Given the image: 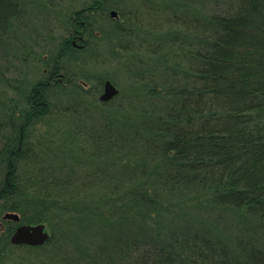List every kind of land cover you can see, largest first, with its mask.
Masks as SVG:
<instances>
[{
	"label": "trees",
	"instance_id": "1",
	"mask_svg": "<svg viewBox=\"0 0 264 264\" xmlns=\"http://www.w3.org/2000/svg\"><path fill=\"white\" fill-rule=\"evenodd\" d=\"M108 1L92 0L61 21L60 49L44 79L26 93L17 88L21 100L2 118L0 218H25V203L37 224L56 214L80 233L96 228L102 238L91 243L92 257L62 235L55 248L57 236L27 246H52L64 264H264V0H233L201 14L157 12L177 32L152 49L165 57L155 64L146 39L133 32L139 11L124 16L119 7V25L106 31L93 24ZM30 2L0 0V62L17 46ZM114 33L119 43L105 55L99 42ZM71 51L89 52L83 65L119 63L133 89L101 102L106 81L63 63ZM56 89H71L73 97L61 100ZM140 98L147 102L136 103ZM117 100L119 116L112 110ZM73 119L80 151L95 159L119 154L112 168L119 173L53 162L49 145L33 146L32 127ZM4 220L0 244L15 247L20 223ZM103 236L109 239L101 242Z\"/></svg>",
	"mask_w": 264,
	"mask_h": 264
},
{
	"label": "rangeland",
	"instance_id": "2",
	"mask_svg": "<svg viewBox=\"0 0 264 264\" xmlns=\"http://www.w3.org/2000/svg\"><path fill=\"white\" fill-rule=\"evenodd\" d=\"M233 0H109L106 8L103 11L94 13L96 14L93 20V24L99 30L106 31L111 26H118L119 19L121 20V12L119 7L125 16L126 14H134L135 11H139L140 20H138L139 26L134 28V31L140 39H146L145 43L150 45L149 51L152 54V49L155 47H162L166 45L167 34L173 33L177 30H172L170 26L163 25L161 23V17L157 15V12L170 13L171 10L179 12L181 15H190L193 13L201 14L204 12H213L222 10L227 7ZM92 0H31L28 5V11L24 16V20L18 29L17 46H14L13 51H9L7 55L0 62V123L3 116L10 112L21 100V92H28L29 89L44 79L45 74L51 63L53 62L57 52L59 51V42L64 35V31L61 28L62 22L71 11L81 10L91 4ZM112 12H116L117 16L112 17ZM72 13V12H71ZM126 18L122 19V21ZM160 22V23H159ZM128 26L135 25V21L123 22ZM109 30V29H108ZM113 34L111 38L104 37V40H100V49L108 54L110 46L114 41H118L119 36ZM117 39V40H116ZM8 58L6 59V57ZM89 56V52L71 51L63 59V63L71 62L72 66L78 65L83 70L94 73L96 76L103 78L105 81H111L121 92L128 93L130 89H133L132 82L126 75V70L119 66V63L115 61L106 62L99 59L98 62L91 64L87 63L83 65L82 61ZM152 60H155L152 64L158 61L165 60V57H160L156 54H152ZM165 56V55H163ZM26 58V61H24ZM94 77V75H93ZM84 82L87 89L96 87L95 81L81 80ZM19 89L20 93L18 92ZM99 96L104 93V86L98 88ZM137 91V90H136ZM138 92V91H137ZM139 92H144V88H140ZM74 91L71 89L61 90L56 89L53 94L61 100H69L73 97ZM53 95V97H54ZM115 101L112 106V110L117 111L119 116L118 103ZM147 102L145 99H139L136 101L138 104L144 105ZM20 107V106H19ZM138 110H141L138 107ZM130 112V108L127 109ZM63 121V120H61ZM74 121V122H73ZM68 122H44L36 127L30 129V139L33 141V146H50L47 148V156L52 157L53 162L68 163L71 166L83 168L85 170L93 169L96 167L105 166L104 168L112 169L119 167V154L107 158L95 159L84 155L79 148V144L75 141V138L71 135V131H75V121ZM72 123V124H71ZM3 127L0 125V130ZM5 128V127H4ZM4 130V129H3ZM39 153L41 151H38ZM42 154V153H40ZM110 159L112 160L110 162ZM107 162V163H105ZM115 162H118L116 164ZM108 165V166H106ZM76 168V169H78ZM117 169V170H116ZM30 170L29 166L24 169V175ZM80 170V169H79ZM81 172V170L79 171ZM111 173H119V169L115 168L111 170ZM22 201V200H21ZM23 209H26L25 218L18 213H14L20 217L21 225H38L34 222L35 212L33 206L27 208L25 203H21ZM9 213L5 212L1 214L0 227L2 231H5L4 216ZM45 221L43 225L46 226V231L54 237L55 246H61L59 241L60 235L65 236L67 245L74 249L76 247H87L85 251L87 256L92 257L94 254L93 248L95 244L91 246V243L102 238V235L97 233L98 231L93 226L87 232H78L74 229L66 228L62 223H59V215L46 214L44 216ZM5 221V220H4ZM6 226V225H5ZM105 237V236H103ZM109 236L103 238L101 242H106ZM100 243V242H98ZM52 246H47L46 249L30 248L27 246H15L6 247L3 242L0 244V264H64L62 261L67 262V259H60L55 257V249ZM72 258V257H71ZM83 258H81L82 260ZM71 264H75L76 259L72 258ZM88 261V260H87Z\"/></svg>",
	"mask_w": 264,
	"mask_h": 264
},
{
	"label": "water",
	"instance_id": "3",
	"mask_svg": "<svg viewBox=\"0 0 264 264\" xmlns=\"http://www.w3.org/2000/svg\"><path fill=\"white\" fill-rule=\"evenodd\" d=\"M117 13L112 12V17ZM119 89L111 82L106 81L104 84V93L100 96V101L108 103L119 95ZM5 220L20 222V217L14 213H7ZM50 240V234L46 231V226L39 225H20L11 237V243L14 246H32L39 247L45 245Z\"/></svg>",
	"mask_w": 264,
	"mask_h": 264
},
{
	"label": "bare ground",
	"instance_id": "4",
	"mask_svg": "<svg viewBox=\"0 0 264 264\" xmlns=\"http://www.w3.org/2000/svg\"><path fill=\"white\" fill-rule=\"evenodd\" d=\"M99 99H100V97H99ZM9 213H11V212H9Z\"/></svg>",
	"mask_w": 264,
	"mask_h": 264
}]
</instances>
